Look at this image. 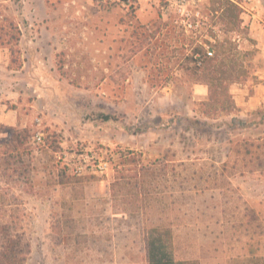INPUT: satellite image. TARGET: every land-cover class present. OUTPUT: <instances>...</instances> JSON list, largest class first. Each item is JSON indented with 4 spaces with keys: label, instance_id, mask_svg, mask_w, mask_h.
Masks as SVG:
<instances>
[{
    "label": "rangeland",
    "instance_id": "1",
    "mask_svg": "<svg viewBox=\"0 0 264 264\" xmlns=\"http://www.w3.org/2000/svg\"><path fill=\"white\" fill-rule=\"evenodd\" d=\"M201 1L189 26L159 0H0V142L27 139L0 221L24 264H147L157 224L180 259L264 256V0Z\"/></svg>",
    "mask_w": 264,
    "mask_h": 264
},
{
    "label": "trees",
    "instance_id": "2",
    "mask_svg": "<svg viewBox=\"0 0 264 264\" xmlns=\"http://www.w3.org/2000/svg\"><path fill=\"white\" fill-rule=\"evenodd\" d=\"M19 41V38L16 40ZM195 63L198 60L195 59ZM214 66L211 62L209 69ZM210 100V99H209ZM105 121L112 119L110 115H102ZM234 123H242L240 120H232ZM188 129L205 131L209 123L198 120H185ZM204 128V129H203ZM2 140V139H1ZM25 131L10 128L6 137L0 142V177L1 173L14 167V163L21 160L25 153ZM115 184H113L114 186ZM2 189H0L1 191ZM3 191V190H2ZM12 200L16 197L11 194ZM12 219V218H11ZM0 221V264H24L23 260V229L14 220ZM147 264H199L197 260L180 259L176 255L175 237L172 227L166 225H154L146 233ZM245 264H264V256L252 257L245 260Z\"/></svg>",
    "mask_w": 264,
    "mask_h": 264
},
{
    "label": "built area",
    "instance_id": "3",
    "mask_svg": "<svg viewBox=\"0 0 264 264\" xmlns=\"http://www.w3.org/2000/svg\"><path fill=\"white\" fill-rule=\"evenodd\" d=\"M129 1V0H127ZM162 2L161 11L165 18H169L172 13L180 14L184 17V21H187L189 26H192L191 19L200 18V5L201 0H159ZM199 23V20H197ZM208 56H212V51H206ZM198 64H202V58L200 55L196 57Z\"/></svg>",
    "mask_w": 264,
    "mask_h": 264
}]
</instances>
